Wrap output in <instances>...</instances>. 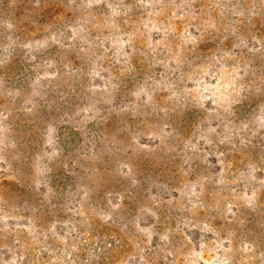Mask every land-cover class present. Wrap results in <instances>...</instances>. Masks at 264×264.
<instances>
[{"label":"rangeland","instance_id":"374dc122","mask_svg":"<svg viewBox=\"0 0 264 264\" xmlns=\"http://www.w3.org/2000/svg\"><path fill=\"white\" fill-rule=\"evenodd\" d=\"M0 264H264V0H0Z\"/></svg>","mask_w":264,"mask_h":264}]
</instances>
